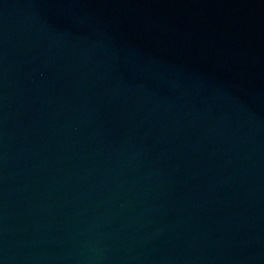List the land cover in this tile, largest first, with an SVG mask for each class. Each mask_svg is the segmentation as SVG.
Here are the masks:
<instances>
[{
	"label": "water",
	"instance_id": "1",
	"mask_svg": "<svg viewBox=\"0 0 264 264\" xmlns=\"http://www.w3.org/2000/svg\"><path fill=\"white\" fill-rule=\"evenodd\" d=\"M0 264H264V0H0Z\"/></svg>",
	"mask_w": 264,
	"mask_h": 264
}]
</instances>
